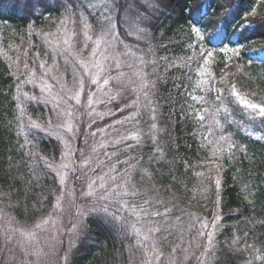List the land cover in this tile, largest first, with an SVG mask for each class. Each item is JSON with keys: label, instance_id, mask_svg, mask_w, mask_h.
<instances>
[{"label": "trees", "instance_id": "obj_1", "mask_svg": "<svg viewBox=\"0 0 264 264\" xmlns=\"http://www.w3.org/2000/svg\"><path fill=\"white\" fill-rule=\"evenodd\" d=\"M149 1L152 6L160 5L161 12L141 22L146 38L133 43L159 65H146V70L152 67L148 80L156 81L150 94L158 105L157 143L153 144L148 134L152 121L143 109L144 98H140L138 127L144 135L140 145L122 153L121 159L128 155L135 158L131 161L135 165L131 172L138 188H147L151 197L166 203L170 201L169 207L175 205L165 225L171 234L168 242L162 245L165 254L162 264H167V257L175 245L180 246L175 254L178 264H195L192 253L198 255L202 251L195 246V223L202 218L212 220L214 215H219L220 221L214 238L215 255H209L208 264H246V261L254 260L256 250L264 254V139H255L242 129L225 125V133H230L245 150L234 151L231 159L227 153L222 159L213 158L211 146H203L201 140V133L208 130L210 118L205 114L203 123L206 127L201 129L195 118L201 105L184 94L185 85L192 91L184 75L185 69L171 67L165 71V62L160 58L167 57L169 61L179 63L177 58L191 55L192 50L187 45L190 30L195 27L203 37L198 48L202 45L213 52L209 63L212 76L216 81L225 76V84L219 86L235 84L248 99L264 103V0ZM144 7L146 9L140 7L141 12L150 11L148 5L144 4ZM62 11L59 4H48L46 0L38 3L0 0V208L11 217L10 222L23 229L32 228L49 213L54 200L52 191L58 187L54 173L44 167L40 156L55 162L61 154V144L56 138L28 126V117L46 125L53 114L49 105L25 98V92L29 96L38 92L28 83H21L23 78L26 81L31 70L30 66L24 69V63L27 60L30 63L28 54L37 51L43 58L44 49L35 32L54 26ZM29 25L32 26L31 36ZM192 42H196L194 36ZM17 62L21 71L15 72ZM199 62L202 63V58ZM153 68H156L155 72ZM136 97L132 96L131 100ZM207 98L211 103L215 93H208ZM125 103L128 100L122 99V104L117 107H123ZM21 108L25 113L23 118ZM133 110L125 109L116 119H122ZM241 111L235 114V119L244 121L250 130L264 136L260 121L253 126ZM126 127L131 129L133 126ZM26 139L28 144H25ZM157 146L163 150V157L150 159ZM34 152L39 155H31ZM159 155L155 153V156ZM216 164L222 165L218 172ZM196 172H204L207 178L197 177ZM217 177L221 182L218 194ZM205 188L207 191L203 190ZM177 216L181 217L178 220L183 223L181 227ZM70 219L67 213L62 217L64 234L58 236V241L50 242L58 249L55 255L49 252L46 258L31 256L28 260L37 264H65L63 257L67 251L66 264H139L130 259L129 251L132 253L134 247L129 226L106 219L103 213L90 214L83 218L79 231L70 235L67 232L71 227ZM192 222H195L194 228H190ZM4 233L0 224V264H21L24 253L15 241L6 243ZM234 239H237L235 245ZM185 248L188 253L183 251ZM186 254L189 255L187 261L183 259ZM255 264L261 262L255 261Z\"/></svg>", "mask_w": 264, "mask_h": 264}, {"label": "snow or ice", "instance_id": "obj_2", "mask_svg": "<svg viewBox=\"0 0 264 264\" xmlns=\"http://www.w3.org/2000/svg\"><path fill=\"white\" fill-rule=\"evenodd\" d=\"M119 7L116 0H63L60 8L62 15L55 25L54 31L35 32L37 37H41L43 43V57L41 52L35 53V60L39 61L41 75L38 77L35 70H29L26 81L21 83L33 84L39 87L41 95L29 96L27 92L24 96L28 100L45 105H51L52 114L57 117L58 122L53 123L52 119L43 123H38L28 117L30 128L36 129L49 136H55L63 146L59 162L49 160L40 156L44 167L54 173V179L58 187L54 188L52 195L54 200L51 203V210L46 216L41 217L30 229L11 228L4 233L6 243L15 241L17 247L24 253L25 259L21 264H37L36 261L28 260V257H41L42 252L39 246L40 235L47 233V242L58 241V236L64 234L61 224L62 217L67 213L71 217V227L67 229L70 235L79 231L83 218L90 214L103 213L105 218L117 221L121 226H130L136 236V247L143 250L141 264H162L164 252L162 245L168 242V235L171 233L165 227L168 217L173 213L175 205L169 207L163 199L148 196L146 192H141L133 181L131 169L135 167L131 163L134 157L128 155L121 159V154L135 149L141 143L144 135L138 125L141 116L140 94L144 97L143 109L149 114L152 121L149 127V135L153 144L157 143V107L150 94L151 89H155L156 81H149L142 71H137L135 76L140 83L138 88L134 87L133 92L137 93L136 100L131 104L125 103L118 110L124 112L125 109H134L122 119H116L111 124L100 125L98 120H104L106 116L115 115V111L108 108L107 111H98L94 105H107L116 100L120 95L119 90L113 94L110 87L111 82L117 85L122 84L123 72L113 75V64L116 70L121 68V57H134L135 53L121 39V33L117 30L118 16H114V8ZM152 7L151 4L148 5ZM127 16V12H125ZM147 14L142 13L130 25L131 32L135 34L137 40L145 39L144 28L140 26L143 19H147ZM127 22V21H126ZM72 25L70 28L69 25ZM29 36L33 34L32 26L29 25ZM193 36L196 42H192ZM82 37V40L80 39ZM201 32L193 27L189 33L187 47L192 50V54L183 58L169 61L167 57L160 59L165 62V71L171 67L185 69L184 75L190 82L192 91H188L189 85H185V93L191 101L201 105L195 113V118L200 122V128L206 126L203 123L205 114L210 118V125L206 133H201L202 145L211 146L212 157L222 159L227 153L229 159L234 151H244L233 139L232 135L225 133V125L235 126L244 130L248 136L255 139H264V136L257 135L254 130H250L244 121L235 119V114L241 111V115L246 121H251L253 126L257 120L261 127H264V103H256L242 94L235 84L230 87H220L225 84V76L222 75L216 81L209 71V63L213 57V52L207 51L198 42L202 40ZM78 45H82L79 46ZM123 46V51H117L119 46ZM31 47V44H30ZM149 51L151 49L149 48ZM27 55V52H25ZM202 58V63L199 62ZM49 59L51 63H49ZM141 64L152 63L157 65L155 60L145 61L143 56L136 57ZM60 60H63L65 70H60ZM35 62V61H34ZM71 65L72 81L71 85L65 80L67 67ZM78 66V67H77ZM227 67V64L225 65ZM128 67H133L128 64ZM24 69H29L27 62ZM82 69V71H81ZM156 71V68H153ZM194 73V76H193ZM227 75V74H225ZM51 78L55 84L49 83ZM211 78V80L209 79ZM164 79V77H160ZM94 86V87H93ZM57 91H53V88ZM180 87L179 84L176 85ZM87 90L86 102L82 101V95ZM201 93L200 95L196 94ZM208 93H215V99L209 103ZM209 105V107H204ZM17 107H20L18 104ZM192 105H189L191 108ZM81 109L84 111L82 112ZM87 115L86 130L81 133L80 128L74 121ZM25 115L21 108V117ZM93 125L96 127L93 129ZM120 127L117 128L116 126ZM127 125L133 127L129 129ZM64 133L69 134L66 138ZM84 137V147H74V141L78 135ZM210 137H214L210 139ZM91 140V143L89 141ZM133 141L134 143H129ZM29 141L26 139L25 144ZM23 147V145H22ZM79 153V155H77ZM155 153L160 155L157 157ZM33 156L39 153H31ZM163 157V150L157 146L153 157L160 159ZM123 166V167H120ZM187 167V165H186ZM222 167L216 164L217 172ZM146 173V170H145ZM197 177H205L204 172H196ZM207 178V177H205ZM72 183H69V181ZM75 181H80L79 189L75 186ZM220 179H215L217 194L220 190ZM207 191V188L203 189ZM77 191L79 195L77 196ZM83 201L78 203L77 201ZM219 204V198H217ZM161 208L163 209L161 211ZM74 210V214H73ZM156 218H161L157 220ZM177 220L181 217L177 216ZM220 221L219 215H214L211 221L200 222V229L197 235L196 248L201 249L197 255L192 253L195 264H208L209 255H215L214 238L218 230ZM156 226H152V225ZM137 225H141L138 227ZM191 227V226H190ZM167 233V235H158ZM247 235V233H245ZM239 239V238H237ZM237 239L232 241L233 245ZM179 245L171 249V254L167 257V264H178L175 254ZM246 247L252 248V245ZM51 254L55 255L56 245L50 244ZM188 253V249H183ZM257 254L254 260L246 261V264H255V261L264 264V254ZM67 262V251L63 257ZM189 260V255L183 257Z\"/></svg>", "mask_w": 264, "mask_h": 264}, {"label": "rangeland", "instance_id": "obj_3", "mask_svg": "<svg viewBox=\"0 0 264 264\" xmlns=\"http://www.w3.org/2000/svg\"><path fill=\"white\" fill-rule=\"evenodd\" d=\"M28 1H32V2L38 3V2H43L44 0H28ZM46 2L48 4L57 3V4L60 5L61 3H63V0H46ZM116 3H117V5L119 7L114 8L113 14H114V16H118L119 17L118 23H117V30H118L119 33L122 34L120 38L123 39L124 42L129 46V48L135 53V56L134 57H121L122 65H121V68L118 69V70L115 69L114 64H113V73L112 74L115 75L117 72H123L124 76L122 77V84L121 85H117L115 82H111L110 83V87H112V89H113V94L117 90H119V92H120V95L117 97L116 100H114L111 103H109L107 105V108H105L104 105H94V107H96L98 111H107L108 108H111V109H113L115 111V115L106 116L104 120H98V123L100 125H102V126L103 125H107V124H111L116 118H118V114L121 112L118 109L121 108V107H117V106L119 104H122V99H127L129 104H131L133 102V100H131L132 96L137 95V93L133 92L132 89L134 87L138 88V85L140 83L139 79L135 76V73L137 71H142L145 74V78L147 80L149 78H151L150 76L152 74V67H150L149 70H146L147 63L141 64L140 61L138 59H136V57L143 56L145 61H151L152 59H151L150 55L147 54V53L140 52L138 50V48H136V44L133 43V41L137 40L136 39V35L134 33L133 34H129L131 32L130 25L132 24L133 21L137 20L138 16H140L143 13V12H141L140 7L142 6L143 8H145L144 4L149 5V4H151V2L149 0H116ZM163 4H166V2L163 1ZM159 7H160V5L159 6L156 5V6H152L150 8V11L147 10V13H146L147 17L156 15L159 12H161V9H159ZM125 12H127V16L125 15ZM58 20H57V22H58ZM146 20H148V19H143L142 22H144ZM56 23L54 24V26L50 27L48 30H45V31H54ZM140 26L142 27L141 23H140ZM69 27L71 28L72 25L70 24ZM38 38L40 39L41 45L43 47V43H42L41 37H38ZM80 39L82 40V37H80ZM79 46H82V45H78V47ZM117 51H123V46L122 45L119 46ZM28 57H29V61H30V63H29L28 60H27L28 65L31 67V70H35L36 71L37 76L39 77L41 75L40 70H39V61L35 60V54L30 53V54H28L27 58ZM48 62L51 63V60L49 59ZM59 63H60V70L64 71L65 70V66H64L63 60H60ZM19 64H20L19 62L16 63V66H18V68L16 67L15 72L17 71V69L20 70V65ZM128 64H132L133 67L129 68ZM81 71H82V69H81ZM26 78H27V76H26ZM48 80H49V83L55 84V82L52 81L50 77L48 78ZM65 80L69 83V85H71V81H72V68H71V65H69L67 67ZM23 81H24V78H23ZM28 85L32 86V87H34L36 89V91L38 92V94L36 96L41 95L39 87H36L33 84H28ZM53 91H57V88L54 87ZM86 97H87V90H86L85 94L82 95V101L86 102ZM140 98H144L142 93L140 94ZM49 106H50V108L52 110V107H51L50 104H49ZM81 111L83 112L84 110L81 109ZM50 119H52L53 123H57L58 122L57 117L54 116V115H52V117ZM88 120H89V117L85 114V115L80 117V120L74 121V123L79 126L81 133H83L86 130L87 121ZM95 127L96 126L93 125V129ZM64 135L66 136V138H70L69 134L64 133ZM53 137L55 138V136H53ZM83 141H84L83 135L82 134L78 135L76 140L74 141V147H76V148L84 147ZM129 142H132V141H129ZM89 143H91V140L89 141ZM62 148H63V146L61 145V151H62ZM77 155H79V153H77ZM59 160H60V156H59L58 160L55 161V162H59ZM69 183H72V181L70 180ZM79 185H80V181H75V186H76L77 190L79 189ZM140 190H141V192H146L147 194L149 193L147 188H142ZM78 195H79V192L77 191V196ZM77 202L78 203H82L83 201H79L78 200ZM73 214H74V210H73ZM10 219H11V217L9 215L4 214V212L0 208V224H1L3 232L4 231L6 232L8 229H11V228H20V227L16 226L13 222H10ZM203 220H208V219L202 218V220H200L199 222H196V223L192 222V226L193 227L191 226L190 228H194V223H195V228H196V231H197V235H198V231L200 229V222L203 221ZM209 221H211V220H209ZM177 223L180 224L179 227H181V224H183L182 222H180L178 220H177ZM137 226L141 227V225H137ZM184 231H185V227H184ZM129 233L133 237V245L132 246L134 247L132 253H131V250L129 251L130 259L132 261H134V262H138L139 264H141V259L143 257V250L136 247V236H135V234L132 231L130 226H129ZM46 237H47V233H43V234L40 235V244H39V246H40L41 252H42L41 258H46L47 254L49 252H51V250H50V244L51 243L50 242L46 243Z\"/></svg>", "mask_w": 264, "mask_h": 264}]
</instances>
